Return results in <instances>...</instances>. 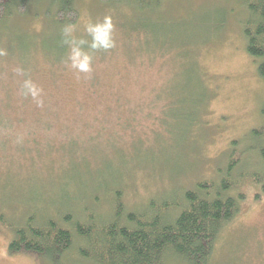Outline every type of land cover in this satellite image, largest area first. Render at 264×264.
I'll use <instances>...</instances> for the list:
<instances>
[{"label": "rangeland", "instance_id": "1", "mask_svg": "<svg viewBox=\"0 0 264 264\" xmlns=\"http://www.w3.org/2000/svg\"><path fill=\"white\" fill-rule=\"evenodd\" d=\"M75 8L78 19L60 32L48 0H33L23 15L0 24V215L6 220L31 211L26 206L36 196L33 206L45 214L61 191L71 195L65 204L75 213L84 206L97 211L98 203L107 212L114 189L134 210L215 180L230 141L264 122V79L257 72L263 59L246 52L242 0H161L156 10L140 12L133 2L76 0ZM105 17L113 46L92 48L87 28ZM54 34L66 40L59 59L45 49ZM76 50L91 58L90 71L73 67ZM255 161L245 156L233 172L248 174ZM248 181L241 178L232 191L242 200L209 264H264V194ZM11 236L0 222V264H44L30 253H9ZM65 262L95 264L74 251Z\"/></svg>", "mask_w": 264, "mask_h": 264}, {"label": "trees", "instance_id": "2", "mask_svg": "<svg viewBox=\"0 0 264 264\" xmlns=\"http://www.w3.org/2000/svg\"><path fill=\"white\" fill-rule=\"evenodd\" d=\"M31 1L0 0V24L11 20L13 15H23ZM48 1L54 9L49 18L58 32L65 25L76 22V0ZM98 1L133 2L139 12L156 10L161 2ZM242 2L246 9L242 22L245 49L251 57L263 59L257 72L264 79V0ZM54 36L58 37L57 40H50L45 49L55 51L59 59L64 54L66 40L60 35L51 37ZM261 112L264 116V99ZM241 140L251 143L243 147ZM228 154L229 158L217 179L199 181L183 192L171 191L150 198L146 205L134 210L123 206L120 191L115 189L110 194L107 212L98 203L97 211L83 205L77 214L75 207L65 204L71 200L69 192L61 191L53 202L47 203L48 211L40 214V209L34 208L38 201L36 196L26 206L33 207L28 213L21 212L8 220L0 215V222L12 231L7 250L9 253L25 252L41 257L44 264H66L67 255L73 251L81 259L95 264H170L174 260L181 264H209L220 231L237 214L243 194L236 195L232 191H236L241 178L246 176L249 184H259L260 193L264 194V122L249 129L243 138L232 139ZM248 155L256 157L255 167L248 174L234 173L241 163H245ZM78 185L81 188L82 185ZM93 186L97 188L98 183ZM171 189L172 186L168 190ZM175 194L180 196V200ZM22 214L21 219L16 220Z\"/></svg>", "mask_w": 264, "mask_h": 264}, {"label": "clouds", "instance_id": "3", "mask_svg": "<svg viewBox=\"0 0 264 264\" xmlns=\"http://www.w3.org/2000/svg\"><path fill=\"white\" fill-rule=\"evenodd\" d=\"M113 25L110 18L105 17L103 22L90 24L87 31L93 36L92 48H104L108 49L113 46L111 38ZM90 57L87 54L81 53L76 50L73 55V67L77 68L81 72L90 71ZM32 95L35 97L38 95V89L33 86H29Z\"/></svg>", "mask_w": 264, "mask_h": 264}]
</instances>
